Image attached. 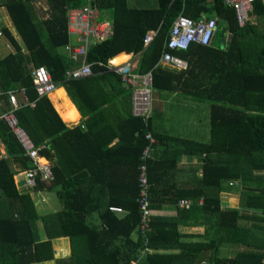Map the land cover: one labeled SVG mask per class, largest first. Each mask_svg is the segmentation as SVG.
<instances>
[{
  "label": "trees",
  "instance_id": "trees-1",
  "mask_svg": "<svg viewBox=\"0 0 264 264\" xmlns=\"http://www.w3.org/2000/svg\"><path fill=\"white\" fill-rule=\"evenodd\" d=\"M86 2L0 0L18 38L6 27L0 28L10 46L0 55V90L15 89L19 100L13 110L17 124L34 145L40 146L39 153L52 162L53 179H37L32 190L56 189L61 202L51 220L39 213L29 191L16 188L13 175L30 168L32 161L0 118V148L2 145L4 149H0V264H32L54 258L50 241L41 239L59 236L68 237L70 253L68 257H56L55 264H131L135 259L136 264H264L263 252L240 250V235L244 233L240 232L241 213L235 208H221L219 198L224 181L241 180L252 168H264V3L253 2L251 14L256 24L239 26L233 6L224 0H157L152 8H130L126 0H90L100 13L110 12L113 35L88 46L86 61L92 74L62 81L64 71L73 64L62 50L68 40L65 13ZM181 13L191 18L216 16L219 22L211 46L191 43L187 49L172 51L188 62L186 69L174 70L157 62L170 26ZM149 29H156L157 34L143 50V37ZM226 32L230 33V40L221 45ZM121 52L140 53L135 70L152 71L154 90L181 91L193 99L207 101L211 121L207 142L153 134L149 119L145 124L131 115L121 118L123 123L116 130L105 133L98 129L104 136L88 130L103 119L112 93L126 90L120 75L106 69L107 61ZM30 64L46 67L56 86L61 85L80 115L86 116L88 131L63 122L72 119L62 87L50 93L52 98H60L54 100V105L62 119L48 95L37 94ZM21 87L26 99L19 91ZM1 97L5 107V94ZM33 100L34 105H30ZM145 132L158 142L181 146L182 152L194 150L214 155L204 159L203 175L197 185L200 189L172 184L156 187L162 178L161 173L157 174L161 163L153 157L147 160L152 208L164 202L174 204L185 196L193 204L201 198L200 220L209 224L204 239L191 241L178 228L187 223L189 216L196 221L192 205L175 207V221L153 219L152 231L144 244L137 230L135 198ZM92 133L97 139L98 154L77 164L81 145L91 152L95 150ZM112 137L119 139L104 147ZM222 156L226 158L222 160ZM93 182L98 185L95 198L90 192ZM236 190L241 202V188ZM109 206H119L123 212L110 211ZM93 212L97 218L94 224L89 222ZM223 243H236V253L221 255ZM145 248L148 250L141 254Z\"/></svg>",
  "mask_w": 264,
  "mask_h": 264
},
{
  "label": "crops",
  "instance_id": "crops-1",
  "mask_svg": "<svg viewBox=\"0 0 264 264\" xmlns=\"http://www.w3.org/2000/svg\"><path fill=\"white\" fill-rule=\"evenodd\" d=\"M3 13L4 17L0 18V28L6 27L14 36V31L12 29L10 20L7 17L3 6L0 5V15ZM227 34L228 32L225 33V35ZM14 38L18 40L17 36H14ZM70 42L74 43V37H70ZM4 45L5 47L9 46L6 42L4 43ZM121 53L126 54V52ZM121 53L119 54L122 55ZM118 55L116 56L118 57ZM126 55H130L131 57L128 59L135 62L134 64L137 65L140 53L134 54L133 52H131V54ZM108 61L110 62V59ZM72 65L76 64H74L73 62ZM58 87L62 86H56L54 90H56ZM62 89L65 96L68 98L66 100V103L72 119V121H69L68 118L67 120L69 122L63 120L62 121L69 127L79 125L80 129L87 130L88 126L84 124L86 116L80 115L79 111L76 109L71 99L67 95L65 89L63 87ZM125 89L126 90L114 91L112 93V101L110 100L108 105L104 108L103 119L95 123V126H93L92 129H88L90 132L96 133L97 131L101 130L102 132L105 131L106 133L110 131V129L116 130L123 123L121 118H123L125 115H131V94L127 88ZM153 91L156 97L155 99L153 97L152 114H150L149 117V128L153 134L165 135L167 137L180 139H189L191 141H199L203 143L209 140V137H211V121H209L207 101L193 99L189 95H186L181 91ZM47 95L50 98L53 107L57 111L54 105V100L58 101L57 99L60 100V98L54 99L52 98V96H50V94ZM160 103H162L163 105L160 106ZM183 109H186L187 111H189V113L187 114ZM107 125H110V127ZM102 132L100 133L103 135ZM118 139V137H112V139L109 140L104 145V147L111 146L112 144L116 143ZM96 142L97 139L93 135L92 144L94 146V149L96 147ZM81 146L82 147H79V152L77 153V164H82L83 162L86 163L87 160L95 158V156L98 154L97 149L91 152L89 149L84 147V145ZM0 149L2 152H4L2 145ZM181 150V146H176L175 144L170 143V141L164 142L163 140V142H158L156 140L153 159L159 160V162L161 163V168L163 169V171L161 169V171L157 173H161L162 178L157 182L156 187L165 184H172L177 186L181 185L185 187H196V189H200L197 185H199L198 180L200 176L203 175L204 159L206 157L214 158V155H208L206 153H201L194 150H190V152H182ZM225 158V156L221 157L222 160ZM252 169L253 170L251 172H247L245 174L244 179L241 178L240 180L239 178H235L224 181V188L220 192L219 198L221 202V208H235L238 209L241 213L242 217L240 221V232L244 233L240 235V250L257 249L260 252L264 253V168ZM16 175L17 173L13 175V177L17 179ZM93 183L94 184L92 185L90 192L93 198H95V196L97 195L98 185L95 182ZM236 187L241 188V202L240 194L236 190ZM169 190L170 192H173L174 189L170 187ZM43 192L50 193L52 195L51 198H47L49 207L52 208L48 212L42 214L40 212L39 213L41 215H48L51 220H54V214L61 208V202L56 194V189H52L49 191H33L31 193V196L32 194H40ZM185 198L189 201L188 207L194 205V218L196 219V221L194 220L193 222L192 216H189L188 219H185L187 223L185 222L184 225H179L178 228L181 232L187 233L189 240H202L204 239L206 229H208L209 226L207 222L200 220L202 217V199H196L193 204L192 200L187 198V196H185ZM40 202L46 203V199L41 196V200L35 201V205L38 206ZM175 207L179 209L181 208L178 207L175 203H161L159 207L152 208L153 219H160L161 221H175L177 219V211ZM96 220V213L93 212L90 215L89 222L94 224L96 223ZM132 236L135 237L136 233H132ZM41 240L50 241L53 246L55 258L61 256L68 257L70 253V243L67 236L43 238ZM237 248L238 245L236 243H223L220 247V251H222V253L224 252L223 254L221 253L224 256H233L236 253ZM32 264H55V259L43 260L41 262H34ZM200 264H206V262L201 261Z\"/></svg>",
  "mask_w": 264,
  "mask_h": 264
},
{
  "label": "built area",
  "instance_id": "built-area-1",
  "mask_svg": "<svg viewBox=\"0 0 264 264\" xmlns=\"http://www.w3.org/2000/svg\"><path fill=\"white\" fill-rule=\"evenodd\" d=\"M264 3V0H260ZM228 5L233 6L235 16L239 26L248 23L256 24L255 17L251 14L254 0H224ZM66 16V35L67 42L62 46L66 57L73 62H78L67 68L63 73L62 81L77 79L92 74L90 63L86 61V51L88 46L100 43L112 37L113 23L111 19H100L101 13L90 0L79 8L68 9ZM218 18L216 16L204 18H191L184 14H179L173 20L168 36L164 42V48L157 62L159 65L168 66L176 70H184L188 67L186 59L174 54L173 50H184L191 43H197L203 46L212 45V41L218 30ZM157 34L156 29H149L143 37V50L153 41ZM1 36V33H0ZM70 37H74V43L70 42ZM230 33L225 35L222 45L229 42ZM135 62L128 59L120 65H112L107 61L106 69L117 72L120 75L121 82L131 94V115L139 118L146 124L152 114V94H153V75L152 71L137 72ZM33 86L37 94H49L56 88V81L51 78L50 73L43 65H33L30 69ZM26 95L24 87L19 88ZM1 94H5L6 106L3 107ZM34 105V100L30 101ZM19 105V100L15 95V89L0 90V118L15 135L19 143L24 148L25 154L31 159L32 166L23 171L17 172L22 175L24 180L21 186H16L19 191L33 192L37 179L49 182L53 179L51 162L39 153L40 146L34 145L25 130L17 124L13 110ZM145 146L140 153L138 163L137 185L138 193L135 201L138 207L139 221L137 230L144 238V244L147 243L148 233L152 231L151 223L153 220L152 205L149 195L150 181L147 171V160L153 157L155 152L156 140L149 133L143 134ZM21 179V178H19ZM18 180V178L16 179ZM175 204L178 207H186L189 201L186 198H179ZM110 211L123 212L121 207L110 206ZM147 248L140 253H144ZM137 259L131 260V264H136Z\"/></svg>",
  "mask_w": 264,
  "mask_h": 264
},
{
  "label": "rangeland",
  "instance_id": "rangeland-1",
  "mask_svg": "<svg viewBox=\"0 0 264 264\" xmlns=\"http://www.w3.org/2000/svg\"><path fill=\"white\" fill-rule=\"evenodd\" d=\"M126 3H127L128 6H130V8H152V6L157 4V0H126ZM2 17H4V13L0 15V18H2ZM100 19H111L110 12L101 13ZM220 25H221V23H220ZM14 36H16V35L14 34ZM4 43H5V39L1 35L0 36V55L3 54L8 49H10V46L5 47ZM32 66L33 65H31L30 68ZM152 97H154V99L156 97L154 91H153ZM57 100L59 101V99H57ZM162 105L163 104L160 103V106H162ZM172 109H175V108H172ZM183 110L187 114L189 113V111H187L186 109H183ZM16 176H17L18 179L22 178V175L17 174ZM13 181L15 182L16 178L13 177ZM41 196H43V198L46 199V203L40 202L38 204V206H37L38 211L42 214V213H45V212H48V211L51 210L52 207H49V202L47 201V198H51L52 195L50 193H46V192H43V193H40V194H32V198H33L34 202L37 201V200L40 201L41 200ZM50 247H51V249L53 251V246H52L51 243H50ZM221 253H222V251H220V254ZM52 259H55V257L51 258V259H48V260H52ZM37 262H41V261H37Z\"/></svg>",
  "mask_w": 264,
  "mask_h": 264
},
{
  "label": "bare ground",
  "instance_id": "bare-ground-1",
  "mask_svg": "<svg viewBox=\"0 0 264 264\" xmlns=\"http://www.w3.org/2000/svg\"><path fill=\"white\" fill-rule=\"evenodd\" d=\"M130 57H131L130 55L122 54V55H120V56H118V57L113 58L112 60H110V63L112 65H120L123 62L127 61V59L130 58Z\"/></svg>",
  "mask_w": 264,
  "mask_h": 264
},
{
  "label": "water",
  "instance_id": "water-1",
  "mask_svg": "<svg viewBox=\"0 0 264 264\" xmlns=\"http://www.w3.org/2000/svg\"><path fill=\"white\" fill-rule=\"evenodd\" d=\"M74 64H78V62H74ZM24 180L21 178V179H18L15 181V186H21L23 184Z\"/></svg>",
  "mask_w": 264,
  "mask_h": 264
}]
</instances>
